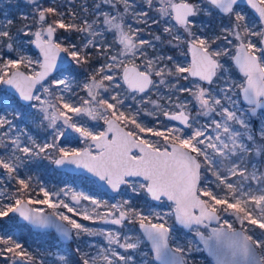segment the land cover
<instances>
[{
    "label": "snow or ice",
    "instance_id": "6c2138e0",
    "mask_svg": "<svg viewBox=\"0 0 264 264\" xmlns=\"http://www.w3.org/2000/svg\"><path fill=\"white\" fill-rule=\"evenodd\" d=\"M25 3L31 14L15 32L0 21V221L18 217L68 241L103 237L95 254L77 243L74 264H137L135 254L142 264H195L200 252L211 264H264V0H246L251 12L242 0H97L79 12L72 0L63 11L54 0ZM69 131L81 147L62 146ZM41 162L74 165L117 194L126 187L143 206L102 205L21 175ZM174 228L190 238L177 242ZM0 258L44 264L7 234Z\"/></svg>",
    "mask_w": 264,
    "mask_h": 264
},
{
    "label": "rangeland",
    "instance_id": "374dc122",
    "mask_svg": "<svg viewBox=\"0 0 264 264\" xmlns=\"http://www.w3.org/2000/svg\"><path fill=\"white\" fill-rule=\"evenodd\" d=\"M42 2L45 5H47L53 3V0H42ZM96 2L97 0H72L71 7L73 8V10L79 12L80 6L86 5L89 8V10H91L92 6ZM54 3L55 5H63L64 7L61 8L62 11L65 10L67 7H69L68 0H54ZM240 7L243 8L246 12H251L248 8L244 6H240ZM21 13L31 14V9L25 3V0H0V21L6 22L7 19L13 20L14 21L12 27L13 32H15L24 23H26V21L21 20L20 18ZM168 54L174 55L175 53L168 52ZM86 75L87 73H83L78 79L83 80L85 79ZM236 75L238 76V73H236ZM182 83L185 82L182 81ZM0 88H3V86H0ZM80 95H83V93H80ZM177 95H179V93ZM131 103L132 102L130 100L127 101V104H131ZM151 107H152L151 105L147 106L149 110H151ZM193 115H195V110H193ZM84 119L87 120L86 117ZM139 119L148 126L156 125V120L152 116L145 115L143 111L140 113ZM158 119L161 122H163V124L165 125L174 124L173 122L165 120L162 112L158 115ZM201 122H203V118H201ZM88 123L90 126H95V122L93 121H88ZM100 126L101 127L103 126L102 121L100 122ZM20 127H24V124L21 123ZM28 127L31 128L32 134L35 135L38 139L42 140L45 137L46 133L41 130H37L33 125H31V123L28 124ZM41 133L44 134V136H42ZM68 138H70V142H68L66 139L62 143V146L65 147L82 146L79 144L78 137L76 136V134L71 133L69 131ZM2 151L3 150L0 149V152ZM257 162H258V158H254L252 161V163H257ZM43 163L47 168L45 169L44 174L38 173L35 170L34 167L35 165H29L26 169L21 170V175L33 176L34 181H38L39 183L44 184L50 190H57L65 186L70 187L77 192H83L87 195L93 196L94 198L100 200L102 205L105 202L111 204V203H115L118 200L128 199L132 202V204L138 207L143 206L142 199L135 197V195L126 187L122 188L120 194L111 196L106 194L104 191H102L99 188V186L96 184L95 180L92 178H88L84 175H73L66 173L64 171H57L53 168L52 165H49L47 162H43ZM258 167L264 170V161L259 162ZM249 169L251 170V165H249ZM253 187H255V185H253ZM68 202L71 203V200L69 199ZM42 207H45V210L51 211L50 209H47L46 206H42ZM80 207L82 209L86 207L89 211H91L93 206L88 201H81ZM105 210L106 209L103 206L100 209H98V211H105ZM76 218L79 219V217ZM82 223H84L89 227L103 228L105 230L116 229V226L114 225L103 224L100 222L93 224L90 221H82ZM128 229H133V233L131 234L138 233L137 225H126V227L120 229V231L127 232ZM5 234L13 236L14 239H16L18 242L23 244L30 251H32L37 256L38 259L43 260L44 264L49 262V260L46 258V254H48L51 251L54 253V257L58 258V260L61 255L69 259L70 256L73 254V249L75 248L77 243L80 244V247L84 251H90L93 254H95L97 249H99L100 247H106V242L104 241L103 237H99V236L91 237V238L85 236L82 237L80 241L73 240L72 244L68 245L63 242H60L59 244V242H56V240L51 239L50 235H44V236L30 235L28 230L25 228V225L18 222L17 217H13L12 220L4 219L0 221V235H5ZM173 234L176 241L179 243H185L186 240L190 238L189 235H186L183 232H178L175 228L173 229ZM58 244L60 245V247L56 249L55 247ZM90 245H94V246H90ZM200 247L202 248V246ZM144 251H149V249L145 247ZM193 258L195 260V264H211L210 258L203 252L193 253ZM135 260L137 264H142V258L140 254H135ZM0 264H4L2 258H0Z\"/></svg>",
    "mask_w": 264,
    "mask_h": 264
},
{
    "label": "flooded vegetation",
    "instance_id": "af4514ba",
    "mask_svg": "<svg viewBox=\"0 0 264 264\" xmlns=\"http://www.w3.org/2000/svg\"><path fill=\"white\" fill-rule=\"evenodd\" d=\"M241 6H244V5H241ZM244 7H246V8H248L247 6H244ZM249 9V8H248ZM250 10V9H249ZM164 119L166 120V118L164 117ZM170 122H172V121H170ZM173 123H175V122H173ZM41 135L42 136H44V134H42L41 133ZM35 167V170L38 172V173H40V174H44V172H45V169H47L46 168V166L44 165V163L43 162H41L38 166L37 165H35L34 166ZM54 168V167H53ZM55 169V168H54ZM56 170V169H55ZM58 171V170H57ZM67 173V172H66ZM70 174V173H69ZM73 175H81V174H73ZM97 184V183H96ZM98 185V184H97ZM100 188V187H99ZM101 189V188H100ZM102 190V189H101ZM103 191V190H102ZM106 193V192H105ZM107 194V193H106ZM109 195V194H108ZM46 212L48 211V210H45ZM17 220H18V217H17ZM18 222H19V220H18ZM19 223H21V222H19ZM21 224H24L25 225V223H21ZM138 226V225H137ZM25 228L28 230V232H29V234L30 235H33V236H44V235H50L51 236V239H53V240H56V242H59V244H60V242H63V243H65V244H68V245H71L72 244V241H64V239L63 238H60L59 237V235L54 231V230H51V231H48V230H45V231H39V230H34V229H30L29 227H27L26 225H25ZM56 245V249H58L59 247H60V245ZM54 248V249H55ZM46 258L49 260V262L48 263H46V264H61L62 262L61 261H59L58 260V258H56V257H54V253L51 251V252H49L48 254H46ZM74 260H75V257L73 256V254L70 256V258L68 259V261H69V264H74Z\"/></svg>",
    "mask_w": 264,
    "mask_h": 264
},
{
    "label": "water",
    "instance_id": "95a60500",
    "mask_svg": "<svg viewBox=\"0 0 264 264\" xmlns=\"http://www.w3.org/2000/svg\"><path fill=\"white\" fill-rule=\"evenodd\" d=\"M241 5H244V6H247V4H246V0H242V3H241ZM240 5V6H241ZM251 11V10H250ZM61 57H63V54H61ZM190 58V57H189ZM172 122H174V121H172ZM56 170H58V171H64V172H67V173H70V174H81V175H84V176H86V177H88V178H92V179H94L95 180V182L98 184V186L104 191V192H106L107 194H109V195H111V196H115V195H117V193H114V192H112L110 189H108L107 188V186L106 185H103L101 182H99L98 180H96L94 177H91L89 174H87V173H85V172H83V170H81V169H77L74 165H65V166H63V167H60V168H56L55 166H53ZM18 220H19V218H18ZM19 222H21V223H24V222H22V221H19ZM51 230H54L55 231V229H49L48 231H51ZM39 231H45V230H39ZM58 234V233H57ZM59 235V234H58ZM64 241H68V240H64ZM202 246V245H201ZM204 254H206V253H204ZM207 255V254H206ZM210 258V257H209ZM210 260H211V258H210Z\"/></svg>",
    "mask_w": 264,
    "mask_h": 264
},
{
    "label": "trees",
    "instance_id": "16d2710c",
    "mask_svg": "<svg viewBox=\"0 0 264 264\" xmlns=\"http://www.w3.org/2000/svg\"><path fill=\"white\" fill-rule=\"evenodd\" d=\"M152 31L155 33L156 32V26H153V29H152ZM61 35L62 36H68L73 42H78V40H79V37H80V34L79 33H64L62 30H61ZM94 51V50H93ZM98 65L97 64H95V63H93L92 65H91V67H93V68H95V67H97ZM84 72H82L79 76H78V78L83 74Z\"/></svg>",
    "mask_w": 264,
    "mask_h": 264
}]
</instances>
